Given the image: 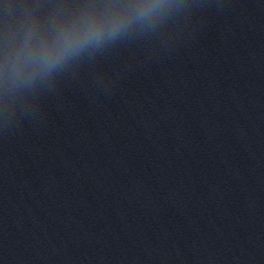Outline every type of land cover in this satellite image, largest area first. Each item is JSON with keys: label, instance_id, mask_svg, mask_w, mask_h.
<instances>
[{"label": "water", "instance_id": "obj_1", "mask_svg": "<svg viewBox=\"0 0 264 264\" xmlns=\"http://www.w3.org/2000/svg\"><path fill=\"white\" fill-rule=\"evenodd\" d=\"M134 0H0V23L73 20ZM139 24L159 25L264 43V0H167Z\"/></svg>", "mask_w": 264, "mask_h": 264}, {"label": "clouds", "instance_id": "obj_2", "mask_svg": "<svg viewBox=\"0 0 264 264\" xmlns=\"http://www.w3.org/2000/svg\"><path fill=\"white\" fill-rule=\"evenodd\" d=\"M166 6L167 0H134L120 8L67 21L54 33L37 34L29 28L23 39L6 43L0 52V85L19 87L46 77L85 49L115 39Z\"/></svg>", "mask_w": 264, "mask_h": 264}]
</instances>
